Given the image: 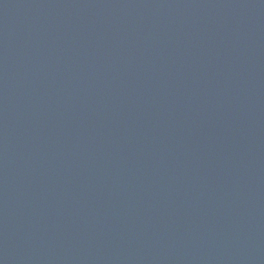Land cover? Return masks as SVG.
<instances>
[{"label":"water","instance_id":"1","mask_svg":"<svg viewBox=\"0 0 264 264\" xmlns=\"http://www.w3.org/2000/svg\"><path fill=\"white\" fill-rule=\"evenodd\" d=\"M0 264H264V0H0Z\"/></svg>","mask_w":264,"mask_h":264}]
</instances>
